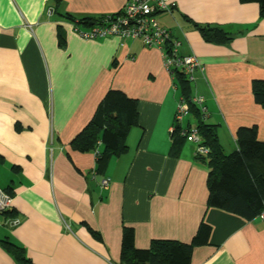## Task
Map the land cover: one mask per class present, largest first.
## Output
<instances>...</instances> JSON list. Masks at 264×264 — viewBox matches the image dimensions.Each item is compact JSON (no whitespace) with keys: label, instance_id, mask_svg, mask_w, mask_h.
<instances>
[{"label":"crops","instance_id":"0c3cea01","mask_svg":"<svg viewBox=\"0 0 264 264\" xmlns=\"http://www.w3.org/2000/svg\"><path fill=\"white\" fill-rule=\"evenodd\" d=\"M174 1L173 13L158 20L182 41L180 54L195 55L205 68L191 82L192 95L204 97L205 122L215 126L225 154L237 150L243 127L255 128L264 142V108L252 90L264 81L259 5ZM126 2L0 0V188L14 200L0 217V264H128L121 259L125 229L143 250L154 240L189 244L202 222L211 228L209 243L194 248L191 264H264V220L207 207L208 167L196 144L170 154L183 96L161 51L115 36L85 40L67 18L98 19ZM195 23L219 26L234 38L206 42ZM109 90L137 101V124L124 150L99 169L97 153L71 143ZM196 124L190 112L180 127ZM8 219L19 224L10 227ZM5 242L21 247L24 259Z\"/></svg>","mask_w":264,"mask_h":264},{"label":"trees","instance_id":"16d2710c","mask_svg":"<svg viewBox=\"0 0 264 264\" xmlns=\"http://www.w3.org/2000/svg\"><path fill=\"white\" fill-rule=\"evenodd\" d=\"M57 2L59 0H56ZM241 3H256L260 16L264 18V0H240ZM122 10V9H121ZM120 12V11H119ZM114 13L112 15H117ZM104 16V15H102ZM67 17L79 25H92L101 19ZM206 42L226 44L233 40L231 32L212 25L194 24ZM62 43V37H61ZM182 96L190 105V112L197 121V129L207 155H199L198 160L208 167L207 187L209 192L207 207L215 208L245 220L252 221L264 209V142L257 137L255 128L243 127L236 133L237 150L225 154L216 133L215 126L205 122L200 109L192 104V84L183 75H178ZM255 101L264 108V81H255L252 86ZM137 101L119 90H109L98 105L89 125L72 141L71 146L79 152L97 153L99 169L112 157L124 150V140L128 131L137 124ZM171 151L178 157L187 143L181 134L180 125L173 124ZM192 128V127H189ZM102 150H98V145ZM211 228L202 222L191 243L169 240H154L148 249L135 247V234L125 229L122 236L121 259L128 264H191L195 247L209 243ZM4 247L17 259H24L23 249L14 243L5 242Z\"/></svg>","mask_w":264,"mask_h":264},{"label":"built area","instance_id":"2783aa9c","mask_svg":"<svg viewBox=\"0 0 264 264\" xmlns=\"http://www.w3.org/2000/svg\"><path fill=\"white\" fill-rule=\"evenodd\" d=\"M177 7L174 0H127L123 9L117 15L106 14L84 29L78 23H73V30L85 40H95L106 37H119L121 39L140 40L147 48L161 51L164 69L171 78L183 75L190 82L196 79V73L204 74L205 68L195 55H181L179 50L182 41L173 33L163 27L158 16L172 14ZM192 104L200 109L202 116L207 117L205 100L202 96H192ZM190 115V105L184 97H181L175 112V125H181ZM174 128L170 129V133ZM181 134L187 142L197 146V155H207L208 150L202 145V141L196 128L181 130ZM110 186V179L102 180V189ZM13 197L0 188V217L10 212L13 207ZM264 220V209L259 215ZM6 224L14 227L19 224L17 219H8Z\"/></svg>","mask_w":264,"mask_h":264},{"label":"rangeland","instance_id":"374dc122","mask_svg":"<svg viewBox=\"0 0 264 264\" xmlns=\"http://www.w3.org/2000/svg\"><path fill=\"white\" fill-rule=\"evenodd\" d=\"M108 188H109V187H108ZM108 188H107V189H108ZM105 190H106V189H105Z\"/></svg>","mask_w":264,"mask_h":264}]
</instances>
